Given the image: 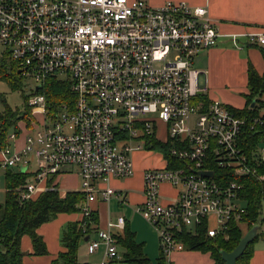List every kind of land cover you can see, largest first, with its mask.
<instances>
[{
    "label": "built area",
    "instance_id": "built-area-1",
    "mask_svg": "<svg viewBox=\"0 0 264 264\" xmlns=\"http://www.w3.org/2000/svg\"><path fill=\"white\" fill-rule=\"evenodd\" d=\"M219 37L208 7L186 2L155 8L148 0H0V52L38 87L53 77L71 81L75 97L73 106L64 105L54 116L45 111L43 94L29 98L37 107L34 120L21 134L9 136L16 142L23 134L24 145L0 148V168L33 175L25 189H18L20 199L57 189L59 176L73 175L77 167L82 187L76 191L85 194V217L96 201L116 199L126 206V195L111 180L132 177L131 154L147 150L160 152L164 166L146 170L145 201L133 210L155 228L168 264L172 253L185 250L181 233L195 232L205 222L215 237L229 221L241 219L247 210L241 186L216 181L205 166L263 182L264 174L250 165L242 135L264 125V114L243 118L218 100H200L208 96V85L194 61ZM258 42L264 44V35ZM152 140L168 143L170 158L146 147ZM204 171L213 177L201 175ZM165 183L181 186L171 203L161 194ZM126 222L125 216L115 222L108 218L87 242L88 255L104 247L99 264L122 262L115 235Z\"/></svg>",
    "mask_w": 264,
    "mask_h": 264
},
{
    "label": "trees",
    "instance_id": "trees-1",
    "mask_svg": "<svg viewBox=\"0 0 264 264\" xmlns=\"http://www.w3.org/2000/svg\"><path fill=\"white\" fill-rule=\"evenodd\" d=\"M264 55V49H263ZM19 65L7 52H0V80L5 81L13 90L21 87L23 75L19 73ZM71 81L61 80L58 78H49L44 84L32 93V95H44L46 99L45 111L54 116L57 111L64 105L73 106L75 97L71 88ZM248 93L245 108H231L238 116L248 119L258 118L262 115L261 110L264 108V73L258 74L255 67L250 64L248 68ZM25 99L24 110L12 109L4 101V108L0 112V148L10 144V134H21L18 123H26L25 128L31 125L34 120V112L37 107L29 104V95ZM200 100L208 103L209 96L202 95ZM253 102L255 103L253 105ZM243 146L249 156L250 165L257 168L260 175L264 174V159L259 154V146L264 143V125H258L254 129H247L242 135ZM151 147L161 151L167 158L169 144L161 141H148ZM172 162L173 160L170 159ZM181 164L180 161H175ZM205 167L213 169L215 172L214 179L223 184H229L237 181L241 186L240 196L245 202L246 212L239 220H231L228 228L221 234L211 237L207 229L208 225L204 222L195 232L181 233L180 240L185 245V250L199 251L204 254H211L212 264H225L222 251L232 252L244 236L241 228L242 224L247 225L248 231L256 226L264 227V218H261L262 205L264 203V181L257 180L252 175L238 176L229 169L217 167L214 164H207ZM33 175L18 170L17 168L6 169L7 188L5 200L0 205V264H23L24 252L22 250V238L29 236L33 245V255L46 256L48 246L45 244L43 237L38 233V228L46 222L56 219L61 213L74 214L83 210L86 204L84 193L79 191L67 192L61 196L58 190V182H55L57 189L49 188L47 191L39 193L30 200L22 201L19 188L25 189L30 178ZM57 176H53L47 181L51 186L56 181ZM52 187V186H51ZM89 217L83 216L81 220L68 222L63 229L61 244L64 250L51 262V264H85L81 263L78 258L81 243L88 237L95 236L99 230L100 214L93 210ZM125 229L119 231L116 235V243L120 249L124 264H152V260L145 252V243L136 239V232L126 222ZM258 231L256 239L251 242L244 254L237 259L236 264H250L254 252L255 242L260 236H264ZM157 258L156 264H168L165 256Z\"/></svg>",
    "mask_w": 264,
    "mask_h": 264
},
{
    "label": "crops",
    "instance_id": "crops-1",
    "mask_svg": "<svg viewBox=\"0 0 264 264\" xmlns=\"http://www.w3.org/2000/svg\"><path fill=\"white\" fill-rule=\"evenodd\" d=\"M170 1L186 2L193 7H208L210 17L217 22L220 37L215 47L202 50L201 53L197 55L194 65L207 79V94L210 100L216 102L218 100L224 103L228 108H245L247 102L245 96L249 91V65L252 64L259 75L264 73V44L258 42L259 36L264 35V0H148L149 4L155 8ZM252 39H254V41H252ZM261 113L264 114L263 112ZM23 141L24 138L22 134L17 140L19 147L24 145ZM140 178H142V190L135 193L138 194L139 192L140 197H138L141 198V200H137L133 205L129 198L132 192L120 190L126 195V199H128L127 205L122 207H128L132 212H134L133 208L137 204L145 201L143 194L144 175L140 176ZM165 185H168V187L171 186L167 183L163 184L161 187V194L165 203H171L176 199V195L165 197L162 190ZM58 186L60 188L59 182ZM61 188V196H65L67 192L73 191L68 185L63 184ZM116 202L120 205L117 200ZM110 204L111 202L106 203L100 200L90 205L92 211L97 210L98 214H100L99 228H104L107 223V217L110 215ZM110 219L112 220V218ZM72 221L73 217L60 214L55 223L45 224V226L43 225L37 229L38 233L43 237L45 244L48 246L49 255L46 256L33 255L31 239L29 236H24L21 242L22 250L31 257H26L25 255L22 259L23 264H51L58 254L64 250V247L58 244V228L61 224ZM151 242L152 248L151 245H148L145 251L147 256H149V254L153 256L156 254L155 249L157 242L154 238ZM104 253L105 249L101 247L95 254H101V261H103ZM253 253L250 264H264V236H260L255 242ZM169 263L212 264L213 259L209 253L204 254L194 250H180L170 255ZM112 264L123 263L120 261H112Z\"/></svg>",
    "mask_w": 264,
    "mask_h": 264
},
{
    "label": "rangeland",
    "instance_id": "rangeland-1",
    "mask_svg": "<svg viewBox=\"0 0 264 264\" xmlns=\"http://www.w3.org/2000/svg\"><path fill=\"white\" fill-rule=\"evenodd\" d=\"M20 85H21L20 89L13 90L10 87V85H8L7 82L0 80V112L4 108V101L12 109L13 108L19 109L21 111L24 110L25 99H23V97L28 94L29 98H32L34 96L32 95V93L39 86L38 84H36L34 79L29 76L23 77L22 83ZM261 112L264 113V108L261 110ZM36 117H39L38 114H36ZM18 125H19V129L21 130L27 127L26 123L23 121L19 122ZM10 144L12 145L13 149L19 147V144L17 143V141L10 142ZM258 151H259V154L264 158V143H262L259 146ZM131 155H132V158L135 164V167H134L135 175L134 176L132 175V177L130 178H117V179L112 178L111 184L115 190L118 189L124 192L131 191L132 194L129 196V198L131 199V204L133 205L134 202H137V200H141V198H139L140 197L139 192L138 194L135 193L137 191L142 190L141 189L142 188V184H141L142 178H140V176H143L147 169H155V168L160 169V167L164 166V160L162 158V154L157 151L155 152H151V151L149 152L147 150L135 151ZM35 167H37L36 163L32 162L30 166V171H34ZM73 172L75 173L73 175L59 176L58 182L60 183V188L64 184V185H68L70 189H72L73 191L81 189L82 187L81 178L78 175H76V173H78L77 167L73 168ZM136 175H139V176H136ZM30 181H32V178H30L28 183H30ZM5 183H6V169L2 167L0 168V205L5 200V195L7 191V188L5 187ZM171 186L169 187L168 185L163 186L162 190H163V195L165 197L175 196L176 190L180 189L181 187V186H176V187H173V186L171 187ZM143 189H144V184H143ZM110 205H111L110 210H109L110 215L107 217V220L110 217L115 222L119 216H125L127 218V221L129 222L130 227L132 228V231L134 230L136 232L137 241L145 243V251L148 248V245L149 246L151 245V248H152L151 241L154 238V240L157 242L156 249H155L156 254L154 256L152 254H149V257L152 260V264H156L157 258L160 257L159 256L160 255V252H159L160 241H159L158 234L155 228L152 227L150 223L146 222L140 214L132 212V210L129 209L128 207H122L118 205L115 199L112 200ZM61 215L73 217L72 222H75L76 220H81L84 216L82 211L74 212V214L61 213ZM59 216L50 222H46L45 224L55 223L57 219L59 218ZM261 218H264V203L262 205ZM67 223L68 222L61 224L60 227L58 228V236H57L58 244L62 247H63V244H61V237H62L63 229L67 225ZM241 228L243 230L244 235H246L248 233L247 225L242 224ZM260 232L264 233V227L261 228ZM94 237L95 236H92V238ZM87 250H88L87 243L82 242L81 247L79 249V253H78V258L81 263L96 264L102 260L101 254L88 255ZM24 253H25L24 256L26 255V257H31L25 251ZM46 255H49V254H46Z\"/></svg>",
    "mask_w": 264,
    "mask_h": 264
},
{
    "label": "water",
    "instance_id": "water-1",
    "mask_svg": "<svg viewBox=\"0 0 264 264\" xmlns=\"http://www.w3.org/2000/svg\"><path fill=\"white\" fill-rule=\"evenodd\" d=\"M19 73H21V71H19ZM39 88L40 87H37V90ZM254 104L255 103L253 102V105ZM22 171H23V169H22ZM200 174L203 175V176L205 175L207 177H213V172L212 171H204V172H200ZM259 230H260V226L259 225H256V226L252 227L248 231V233L242 237V240L237 245V247H236V249L234 251H232L230 253L222 251L221 254H223V258L225 260V264H236L237 259L244 254V251L246 250L248 245L256 239V236H257ZM84 241L88 242L89 238L87 237Z\"/></svg>",
    "mask_w": 264,
    "mask_h": 264
}]
</instances>
